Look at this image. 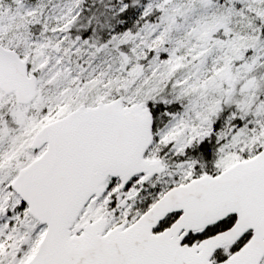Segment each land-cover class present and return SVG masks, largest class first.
<instances>
[{
  "label": "snow or ice",
  "instance_id": "6c2138e0",
  "mask_svg": "<svg viewBox=\"0 0 264 264\" xmlns=\"http://www.w3.org/2000/svg\"><path fill=\"white\" fill-rule=\"evenodd\" d=\"M0 264H264V0H0Z\"/></svg>",
  "mask_w": 264,
  "mask_h": 264
}]
</instances>
